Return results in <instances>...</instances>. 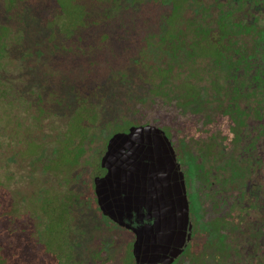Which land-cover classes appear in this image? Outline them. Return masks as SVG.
<instances>
[{
    "label": "flooded vegetation",
    "instance_id": "1",
    "mask_svg": "<svg viewBox=\"0 0 264 264\" xmlns=\"http://www.w3.org/2000/svg\"><path fill=\"white\" fill-rule=\"evenodd\" d=\"M148 125L189 205L158 264H264V0H0V264H148L95 184Z\"/></svg>",
    "mask_w": 264,
    "mask_h": 264
},
{
    "label": "water",
    "instance_id": "2",
    "mask_svg": "<svg viewBox=\"0 0 264 264\" xmlns=\"http://www.w3.org/2000/svg\"><path fill=\"white\" fill-rule=\"evenodd\" d=\"M103 165L110 171L95 181L99 205L119 223L133 214L142 223L135 229L138 260L158 264L177 256L186 241L189 205L163 131L148 125L115 135Z\"/></svg>",
    "mask_w": 264,
    "mask_h": 264
},
{
    "label": "rangeland",
    "instance_id": "3",
    "mask_svg": "<svg viewBox=\"0 0 264 264\" xmlns=\"http://www.w3.org/2000/svg\"><path fill=\"white\" fill-rule=\"evenodd\" d=\"M20 177H24V173L20 174ZM23 180H24V186H25V188H27L28 185H27L25 179H23ZM1 183L3 184V187H4V185H5V183H6V180H5V177H4L3 173H2V171H0V185H1ZM3 187H0V190H1V191H2V188H3ZM31 189H32V188H31ZM13 192L16 194L17 197L20 196V195L18 194V193H20V187H19V185H18L17 183L14 185V189L12 190V193H13ZM26 192H27V191H26ZM1 199H2V192H0V202H1ZM2 208H3V207H2Z\"/></svg>",
    "mask_w": 264,
    "mask_h": 264
}]
</instances>
